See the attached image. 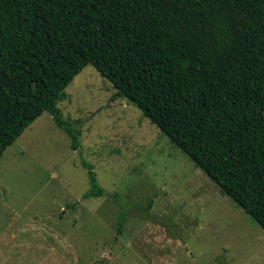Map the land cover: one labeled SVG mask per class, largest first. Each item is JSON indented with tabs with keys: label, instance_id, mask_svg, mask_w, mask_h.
Masks as SVG:
<instances>
[{
	"label": "trees",
	"instance_id": "1",
	"mask_svg": "<svg viewBox=\"0 0 264 264\" xmlns=\"http://www.w3.org/2000/svg\"><path fill=\"white\" fill-rule=\"evenodd\" d=\"M87 66L264 232V0H0V157Z\"/></svg>",
	"mask_w": 264,
	"mask_h": 264
},
{
	"label": "rangeland",
	"instance_id": "2",
	"mask_svg": "<svg viewBox=\"0 0 264 264\" xmlns=\"http://www.w3.org/2000/svg\"><path fill=\"white\" fill-rule=\"evenodd\" d=\"M64 93L81 147L44 113L0 157V264H264L262 229L94 68ZM82 162L105 196L81 199Z\"/></svg>",
	"mask_w": 264,
	"mask_h": 264
}]
</instances>
